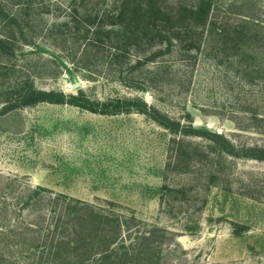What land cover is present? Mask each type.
Returning <instances> with one entry per match:
<instances>
[{"label":"rangeland","instance_id":"rangeland-1","mask_svg":"<svg viewBox=\"0 0 264 264\" xmlns=\"http://www.w3.org/2000/svg\"><path fill=\"white\" fill-rule=\"evenodd\" d=\"M72 1L59 0L64 6ZM211 16L231 30L238 25L264 33V0H213ZM51 44L46 38L41 53H19L21 72L1 71L0 185L7 183L4 176L91 204L113 202L134 214L141 226L158 229L160 264H264V161L247 157L252 148H264V135L240 130L251 124L252 116L264 115V82L251 73L256 68L249 70L254 77L242 75L232 45L213 41L203 44L191 63L172 58L155 85L145 88V69L121 82L93 79L92 72L65 58L70 49ZM250 56L248 63L262 64L264 47ZM90 65L101 70L100 60ZM21 76L39 90L66 96L76 94L78 84L96 100L140 99L182 125H187L188 112L196 129L222 136L188 137L192 144L211 145L213 153L202 164L194 161L189 172L177 173L168 168L169 119L143 107L116 116L47 103L7 111L9 81ZM173 237L180 250L164 246Z\"/></svg>","mask_w":264,"mask_h":264},{"label":"trees","instance_id":"trees-1","mask_svg":"<svg viewBox=\"0 0 264 264\" xmlns=\"http://www.w3.org/2000/svg\"><path fill=\"white\" fill-rule=\"evenodd\" d=\"M99 3L74 0L64 6L59 0H0V59L6 61L0 62V79L4 77L2 70L21 72L19 53L23 55L27 49L41 53L42 40L48 38L55 49L74 52L65 58L77 69L92 72L93 79L100 76L121 82L125 75L145 69L141 83L152 88L172 58L191 63L203 44L217 41L221 46L232 45L242 75L259 76L264 82V59L262 64L248 63L253 50L264 47V33L238 25L231 30L224 21L215 20L211 16L213 0H194L192 4L178 0L168 6L164 0ZM93 60H100L101 70L91 68ZM9 85L7 111L47 103L116 116L130 113L132 107H143L169 119L172 150L168 168L177 173L189 172L194 161L202 164L213 153L211 145L192 144L188 137L222 136L196 129L188 112L184 116L187 125H182L154 107L147 108L140 99L96 100L82 88L66 96L55 90H39L24 76L15 77ZM250 121L240 130L264 135V115H254ZM223 151L225 148L219 155ZM247 157L264 161V148H252ZM3 178L7 183L0 185V264H160L155 246L159 243L158 229L141 226L134 214L115 208V203L91 204ZM163 234L172 236L168 230ZM170 241L164 246L181 249L176 238Z\"/></svg>","mask_w":264,"mask_h":264},{"label":"water","instance_id":"water-1","mask_svg":"<svg viewBox=\"0 0 264 264\" xmlns=\"http://www.w3.org/2000/svg\"><path fill=\"white\" fill-rule=\"evenodd\" d=\"M75 88L79 89L80 87H79V85L77 84V85H75Z\"/></svg>","mask_w":264,"mask_h":264}]
</instances>
